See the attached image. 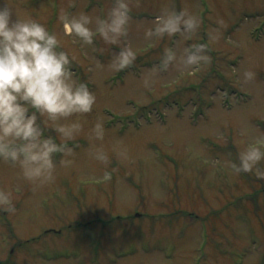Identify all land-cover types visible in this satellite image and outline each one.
Wrapping results in <instances>:
<instances>
[{
    "label": "rangeland",
    "instance_id": "obj_1",
    "mask_svg": "<svg viewBox=\"0 0 264 264\" xmlns=\"http://www.w3.org/2000/svg\"><path fill=\"white\" fill-rule=\"evenodd\" d=\"M127 2V35L110 45L98 35L84 44L59 16L103 18L114 0H13L57 35L96 102L60 121L81 130L72 163L54 157L51 182L0 162L15 209L0 205V264H264V176L235 170L248 147L264 151V0ZM181 10L200 20L194 34L145 36L163 12ZM194 43L207 45L209 62L157 70L166 50L179 57ZM125 47L135 59L115 70Z\"/></svg>",
    "mask_w": 264,
    "mask_h": 264
},
{
    "label": "clouds",
    "instance_id": "obj_2",
    "mask_svg": "<svg viewBox=\"0 0 264 264\" xmlns=\"http://www.w3.org/2000/svg\"><path fill=\"white\" fill-rule=\"evenodd\" d=\"M127 0H114L105 17H93L85 12L69 16L61 13L59 19L68 33H74L84 44H93L97 35L110 45H117L127 35L129 21ZM15 17V18H13ZM200 20L187 10L163 12L153 29L145 32L163 38L178 33L194 34ZM135 59L131 48H123L114 60L115 70L128 67ZM207 45L194 43L183 49L179 57L173 50H166L158 71H167L180 63L198 66L209 62ZM69 54L61 50L57 35L37 19L21 16L13 0L0 4V162L19 167L23 177L37 185L51 182L55 177L57 161L68 166L73 155L70 141L81 130L79 122L60 123L68 118L92 111L95 95L84 82L73 77ZM245 80L253 73L245 72ZM51 127L56 136L45 135ZM97 140L103 139L100 123L94 126ZM95 158L103 161L105 156L97 152ZM264 160V151L250 146L239 156L237 173L264 176L257 165ZM0 205H10V194L0 191Z\"/></svg>",
    "mask_w": 264,
    "mask_h": 264
},
{
    "label": "trees",
    "instance_id": "obj_3",
    "mask_svg": "<svg viewBox=\"0 0 264 264\" xmlns=\"http://www.w3.org/2000/svg\"><path fill=\"white\" fill-rule=\"evenodd\" d=\"M262 190V189H261ZM264 190V189H263ZM184 214H186L187 216H189L190 218H192L193 220H195L198 216H197V214H195V216H193L192 214H194L193 212H191V211H189V212H185V211H182ZM254 215H256V214H254ZM97 221H101V222H103L101 219H98ZM78 225H79V223H78ZM87 225H90V223H87ZM206 235H208V233L206 232Z\"/></svg>",
    "mask_w": 264,
    "mask_h": 264
}]
</instances>
